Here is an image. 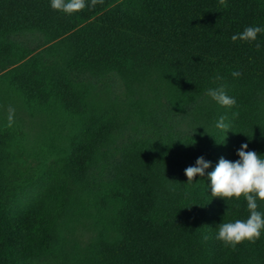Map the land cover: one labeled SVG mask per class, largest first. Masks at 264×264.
Returning <instances> with one entry per match:
<instances>
[{
  "label": "trees",
  "instance_id": "16d2710c",
  "mask_svg": "<svg viewBox=\"0 0 264 264\" xmlns=\"http://www.w3.org/2000/svg\"><path fill=\"white\" fill-rule=\"evenodd\" d=\"M248 25L264 29V0H95L71 15L48 0H0L1 41L24 29L52 41L0 72V264H264V230L235 247L217 240L208 223L215 199L199 192V174L187 181L184 168L197 156L209 158L206 137L100 138L91 86L71 76L72 70L117 74L141 117L150 100L184 109L230 80L264 91V30L242 40L238 34ZM9 92L31 113L57 116L83 132L48 148L81 183L70 195L19 197L41 167L31 166L27 153L20 172L13 170L24 136L2 114ZM216 197L227 219L248 215L243 196ZM85 216L96 234L80 246L72 232Z\"/></svg>",
  "mask_w": 264,
  "mask_h": 264
},
{
  "label": "rangeland",
  "instance_id": "374dc122",
  "mask_svg": "<svg viewBox=\"0 0 264 264\" xmlns=\"http://www.w3.org/2000/svg\"><path fill=\"white\" fill-rule=\"evenodd\" d=\"M0 42V72H2L15 66L19 60L43 52L52 41L42 31L24 29L8 33L2 41L0 38ZM71 76L91 86L90 99L98 105L99 111L93 130L94 135L100 138L110 134L121 143L132 135L140 133L152 135L157 132L160 134L174 132L180 136L197 133L206 137L210 144L208 160L211 164L204 170L205 175L201 176L199 181L198 189L203 194L210 193V189L207 190L206 174L214 167L221 155L233 160L237 157L236 149L242 142L247 143L248 149L264 155V91H258L243 82L230 80L221 84L228 95L235 97L236 103L232 106H221L206 94L184 109L153 99L146 104L147 109L150 110L149 114L141 117L131 105L135 95L127 89L117 74L72 70ZM9 93L4 95L2 100V114L8 120L11 108V123L18 127L24 136L23 148L17 150L21 156L16 153V157L21 162L13 161V170L20 172L23 159H27V153L30 165L37 167L39 164L41 167L39 179L27 185L19 197L22 201L35 196L57 200L70 195L81 183L64 173L59 165L57 149L54 153H50L48 148L51 145L61 144L66 138L72 140L83 138V132L80 127H71L69 122L59 120L57 116L31 113L18 94ZM221 115L230 126L226 132L215 126L216 119ZM223 138L224 142H219ZM213 198L215 202L211 205L208 223L216 228L220 221L227 220V214L225 211L221 213L217 197L213 196ZM257 202L264 208V200L258 199ZM95 234L96 229L90 216L82 218L72 232V236L80 246L89 243Z\"/></svg>",
  "mask_w": 264,
  "mask_h": 264
},
{
  "label": "clouds",
  "instance_id": "9594fccd",
  "mask_svg": "<svg viewBox=\"0 0 264 264\" xmlns=\"http://www.w3.org/2000/svg\"><path fill=\"white\" fill-rule=\"evenodd\" d=\"M52 9L65 14L72 13L91 7L95 0H48ZM262 29L259 25H248L238 34L242 40L252 41L256 39L257 32ZM234 36L233 39H236ZM233 76H238V71H233ZM206 95L221 106H232L236 103L235 97L224 91L222 85L215 88H208ZM12 122V109H9L8 123ZM215 126L223 131L230 129L223 115L215 121ZM176 140V139H175ZM224 142V138L222 141ZM248 145L242 142L236 149L237 159L229 160L221 155L214 167L207 172L208 189L212 196L239 199L243 196L248 209V215L241 219L222 220L216 225L215 238L225 245L235 247L243 240H254L264 230V211L258 209L257 200H264V155L258 154ZM211 161L206 160L202 155L197 156L194 164L184 168L187 181H192L194 175H205V169ZM205 238H207L205 236Z\"/></svg>",
  "mask_w": 264,
  "mask_h": 264
}]
</instances>
